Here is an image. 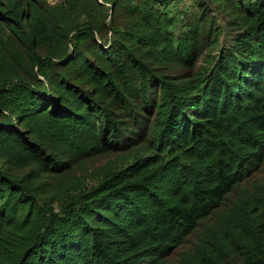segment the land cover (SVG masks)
<instances>
[{"label": "trees", "instance_id": "1", "mask_svg": "<svg viewBox=\"0 0 264 264\" xmlns=\"http://www.w3.org/2000/svg\"><path fill=\"white\" fill-rule=\"evenodd\" d=\"M186 1L0 0V264H264V0Z\"/></svg>", "mask_w": 264, "mask_h": 264}, {"label": "rangeland", "instance_id": "2", "mask_svg": "<svg viewBox=\"0 0 264 264\" xmlns=\"http://www.w3.org/2000/svg\"><path fill=\"white\" fill-rule=\"evenodd\" d=\"M50 2H56V1H59V0H49ZM188 4H192L193 3V0H187L186 1Z\"/></svg>", "mask_w": 264, "mask_h": 264}, {"label": "water", "instance_id": "3", "mask_svg": "<svg viewBox=\"0 0 264 264\" xmlns=\"http://www.w3.org/2000/svg\"><path fill=\"white\" fill-rule=\"evenodd\" d=\"M113 13V8L111 9V14Z\"/></svg>", "mask_w": 264, "mask_h": 264}]
</instances>
